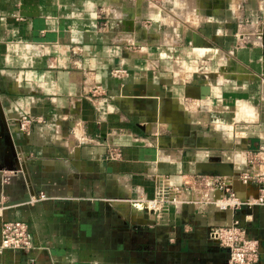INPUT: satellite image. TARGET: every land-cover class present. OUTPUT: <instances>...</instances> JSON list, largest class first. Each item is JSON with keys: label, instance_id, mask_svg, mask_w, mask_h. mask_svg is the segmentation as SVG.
Returning a JSON list of instances; mask_svg holds the SVG:
<instances>
[{"label": "crops", "instance_id": "crops-1", "mask_svg": "<svg viewBox=\"0 0 264 264\" xmlns=\"http://www.w3.org/2000/svg\"><path fill=\"white\" fill-rule=\"evenodd\" d=\"M263 27L264 0H0V245L21 221L34 264H225L211 232L239 220L264 250V205L188 192L156 219L127 201L203 174L247 195ZM23 115L44 122L21 133ZM0 264L30 263L3 250Z\"/></svg>", "mask_w": 264, "mask_h": 264}, {"label": "built area", "instance_id": "built-area-1", "mask_svg": "<svg viewBox=\"0 0 264 264\" xmlns=\"http://www.w3.org/2000/svg\"><path fill=\"white\" fill-rule=\"evenodd\" d=\"M17 5L19 6L20 3ZM17 18L22 20L20 16ZM241 24L246 27L251 25L246 19L241 21ZM112 76L116 79H124L127 76V71L115 69L112 71ZM103 94H105V90L102 87L97 86L93 89V97ZM36 120L39 123L44 122V119L23 115L13 121L12 125L16 126L21 133H28ZM207 176L200 175L199 185H195L192 181L186 182L187 192L180 187L166 190L162 186L154 199H144L137 194L134 199H127V201L131 207L142 213L148 212L156 219L162 218L165 208L169 204L173 203L179 206L184 200L183 196L186 197L188 192L192 193L196 199L213 203L221 211H238L246 206L264 205V150L248 153L246 169L238 177V181L248 190L245 197L238 196L228 181L217 177L208 180ZM44 198L45 196L41 195L40 199ZM211 237L218 242L222 250L228 252L225 264H264V250L261 243L248 236V229L239 220L214 228ZM3 250L20 251L30 264L35 263L33 256L35 247L27 223L14 221L4 224L0 253Z\"/></svg>", "mask_w": 264, "mask_h": 264}, {"label": "water", "instance_id": "water-1", "mask_svg": "<svg viewBox=\"0 0 264 264\" xmlns=\"http://www.w3.org/2000/svg\"><path fill=\"white\" fill-rule=\"evenodd\" d=\"M262 39H263V47H264V27H263V31H262Z\"/></svg>", "mask_w": 264, "mask_h": 264}, {"label": "bare ground", "instance_id": "bare-ground-1", "mask_svg": "<svg viewBox=\"0 0 264 264\" xmlns=\"http://www.w3.org/2000/svg\"><path fill=\"white\" fill-rule=\"evenodd\" d=\"M215 195V194H214Z\"/></svg>", "mask_w": 264, "mask_h": 264}]
</instances>
